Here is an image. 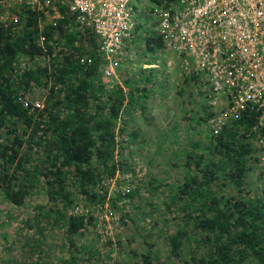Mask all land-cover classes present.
Segmentation results:
<instances>
[{"label": "trees", "instance_id": "16d2710c", "mask_svg": "<svg viewBox=\"0 0 264 264\" xmlns=\"http://www.w3.org/2000/svg\"><path fill=\"white\" fill-rule=\"evenodd\" d=\"M64 2L14 5L19 22L0 21V201L21 207L44 196L28 218L37 234L34 264H264V189L247 181L264 149V126L253 129L259 113L247 108L213 131L202 77L183 69L188 93L179 107L189 128L174 136L179 143L166 162L176 171L169 168L165 182L152 174L138 189L146 171L128 158L127 136L135 135L119 120H129L135 105L143 112L152 88L141 73L136 81L126 76L124 87L105 75L98 39ZM55 6L60 15L50 18ZM136 36L146 50L166 48L153 29ZM112 180L116 193L108 197ZM142 199L150 219L145 211L133 219V202ZM106 211L123 232L103 230ZM51 231L60 238L55 246ZM85 235L89 243H79Z\"/></svg>", "mask_w": 264, "mask_h": 264}, {"label": "built area", "instance_id": "2783aa9c", "mask_svg": "<svg viewBox=\"0 0 264 264\" xmlns=\"http://www.w3.org/2000/svg\"><path fill=\"white\" fill-rule=\"evenodd\" d=\"M49 2L0 0V21L19 22V15L11 12L14 5L45 8ZM64 3L98 39L105 75L117 78L119 60L132 54L126 39L132 37L140 18L136 0ZM46 13L50 18L60 15L56 6ZM153 13L157 33L182 69L202 77L214 109L209 127L219 131L247 108L259 113L253 129L264 126V0H161ZM260 145L264 147V138ZM108 215L103 214L107 222ZM106 229L105 225L109 234Z\"/></svg>", "mask_w": 264, "mask_h": 264}, {"label": "rangeland", "instance_id": "374dc122", "mask_svg": "<svg viewBox=\"0 0 264 264\" xmlns=\"http://www.w3.org/2000/svg\"><path fill=\"white\" fill-rule=\"evenodd\" d=\"M136 2L140 10L144 9L145 6L142 4L143 0H136ZM151 5L152 4L149 2V7ZM146 13L145 17L142 13V18L139 19L140 21L138 20V32L136 35L147 29H153V31L156 32L154 28V26L157 25L156 19L151 15L150 11ZM144 27L147 28L145 29ZM136 35L126 39L131 45L130 50L132 54L129 57H123L119 60L116 73L117 80L123 87V80L126 76L136 81L139 79L138 73H141L145 85L148 88H152L149 92L148 100L145 101L147 108L143 112L138 104L131 107L130 111L129 109L127 110L130 113L128 117L129 120H124L125 123L121 121L123 118L119 120V123L124 126L126 133L135 135L134 137L127 136V156L129 159L132 158L134 160V163L138 165L137 168L143 166L141 169H145L146 171L143 173L139 182H137L138 189H142L145 184H148V178L152 174L156 175L158 181L164 182L167 181V178L170 176L168 169L170 168L172 170L173 168L168 167L166 162L172 156L170 154L171 147L176 149V142L179 143V140L174 142V136H186L187 129L189 128L186 125V119L184 121V111L179 107L183 102L185 94L188 93V89L182 83L183 73L185 71L180 67L172 52L164 46L159 49L153 48L151 50H146ZM151 80L156 83L151 84ZM180 89H182L183 97L179 98L180 95L178 90ZM196 91L198 92L197 88H191L193 95H195L194 93H196ZM200 97V101H204L203 97ZM185 98L187 99V96ZM181 118H183V121H180ZM201 131L205 132L207 128L203 127ZM196 133L199 132L197 131L195 134ZM260 148L261 146L258 149ZM260 151V162L253 164V168L250 170L247 177V181L251 188L257 190L264 189V149L262 148ZM112 181L113 182L108 186V197L116 193L112 188L115 186L116 182L115 180ZM113 183L114 186L112 185ZM164 188L165 187H163V189ZM144 197L151 199V193H147L143 198ZM122 202L123 200L121 199L118 204L122 205ZM144 202L145 199H142L140 202H137V200L133 202V206L137 205L134 208L135 211L131 212L133 219L141 218V213L144 211L148 216L150 209L146 206L143 207ZM45 203L46 200L42 195L39 197H32L28 204L21 207H15L0 201V222L3 223L0 225V264H34L35 258L39 255L34 241L37 234L34 229V223L28 218L36 214L35 212L37 211L35 210H38V207L45 205ZM131 204L132 203L128 202V205ZM35 207L37 208L34 209ZM8 212L9 214H7ZM148 217L150 219V216ZM108 219H110V215H108ZM114 221V219L109 220L106 224V230L111 236L114 233L124 231V229L119 226L115 229ZM56 232L57 231L49 232L51 235L49 238L51 242L49 243L52 246H55V243L60 240V238L56 236ZM90 232L91 234L93 233L92 230ZM54 233L56 237H54ZM133 237L135 242H140V239L136 235ZM89 238L90 235L88 237L85 235L82 238H78V240L79 243L80 241L89 243V240H91ZM54 248L59 250L57 245ZM102 249L107 250V248L105 249L104 247ZM65 250L66 247L64 248V251ZM61 255L64 257L67 256L66 253H62ZM61 255L58 253L56 258ZM112 256H116L115 251H112ZM40 264L45 263L41 261Z\"/></svg>", "mask_w": 264, "mask_h": 264}, {"label": "clouds", "instance_id": "9594fccd", "mask_svg": "<svg viewBox=\"0 0 264 264\" xmlns=\"http://www.w3.org/2000/svg\"><path fill=\"white\" fill-rule=\"evenodd\" d=\"M149 2L152 4L150 7H149ZM145 7L144 9L140 10V18H142L143 14H144V17L146 16L145 14H147L146 12L150 11L151 15L154 16V13H153V9L154 7H157L158 5L155 4L153 1L151 0H143V3H142ZM147 5V6H146ZM147 10V11H146ZM146 11V12H145ZM143 13V14H142ZM155 18V17H154ZM146 20V18H145ZM140 21V20H139ZM138 28V25L136 26ZM155 30H156V33H157V25L154 26ZM136 29V28H135ZM158 34V33H157ZM159 35V34H158ZM132 38V37H131ZM130 44V43H129Z\"/></svg>", "mask_w": 264, "mask_h": 264}]
</instances>
